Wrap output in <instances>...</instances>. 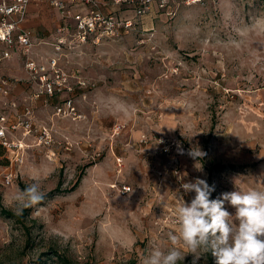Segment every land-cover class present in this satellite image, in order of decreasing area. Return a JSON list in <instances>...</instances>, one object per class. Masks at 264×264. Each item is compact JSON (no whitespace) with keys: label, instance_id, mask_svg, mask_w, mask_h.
<instances>
[{"label":"rangeland","instance_id":"374dc122","mask_svg":"<svg viewBox=\"0 0 264 264\" xmlns=\"http://www.w3.org/2000/svg\"><path fill=\"white\" fill-rule=\"evenodd\" d=\"M175 13L151 11L98 45L56 52L53 39L40 49L85 84L63 95L74 107L66 116L53 105L33 109L51 140H35L21 165L0 148V264H57L53 253L74 264H141L153 245L169 246L179 196H194L179 177L206 180L212 199L235 180L264 189V0ZM193 147L204 155L190 156ZM217 163L244 168L210 172ZM34 182L43 199L17 214L13 194ZM197 264L216 259L208 253Z\"/></svg>","mask_w":264,"mask_h":264},{"label":"built area","instance_id":"2783aa9c","mask_svg":"<svg viewBox=\"0 0 264 264\" xmlns=\"http://www.w3.org/2000/svg\"><path fill=\"white\" fill-rule=\"evenodd\" d=\"M40 0H0V64L8 59L15 50L19 51L23 68L31 82L36 85L32 94L33 100L43 98L46 105L48 99L57 98L55 114L64 115L74 110L72 99L63 97L72 93L69 74L59 66L56 55L38 54L34 52V42L29 30L22 27L27 7L31 2ZM52 9L58 11L62 21L56 29L60 36L56 39L54 50L68 43L75 45H98L104 39H114L132 29L138 18L155 11L162 13L167 19L176 14L178 6L204 5L214 0H46ZM14 80L0 76V148L8 155L10 163L21 165L24 162L26 149L38 142L51 140V130L34 122L33 108L25 105L18 110L10 99ZM78 80L77 85L84 86ZM21 131V138L16 136ZM25 137L33 138L26 143ZM12 173H6L2 182L8 185L12 181Z\"/></svg>","mask_w":264,"mask_h":264},{"label":"clouds","instance_id":"9594fccd","mask_svg":"<svg viewBox=\"0 0 264 264\" xmlns=\"http://www.w3.org/2000/svg\"><path fill=\"white\" fill-rule=\"evenodd\" d=\"M200 158L204 153L193 147L189 153ZM184 193H194L186 203L175 208L177 227L167 233L169 246L153 245L141 264H182L192 255V264L211 253L216 264H264V189L241 188L234 181V190L211 198L214 188L206 180L196 178L183 182ZM43 194L37 182L17 190L12 196L13 210H23L41 202ZM235 209L230 213L225 205Z\"/></svg>","mask_w":264,"mask_h":264},{"label":"crops","instance_id":"0c3cea01","mask_svg":"<svg viewBox=\"0 0 264 264\" xmlns=\"http://www.w3.org/2000/svg\"><path fill=\"white\" fill-rule=\"evenodd\" d=\"M61 23L62 21L59 15L55 14L54 9L48 5L46 0L31 2L28 5L22 27L29 30L32 34V39L35 44L34 52L36 56H38V54L45 53L44 51L41 52L40 49L42 47L52 45L53 42L51 40L54 39L56 41L57 37L60 36L57 34L56 29L61 25ZM2 47L3 46L0 44V49ZM6 60L7 63L10 62V66L7 65V63L6 65L1 63L0 70L6 68L7 72L3 73L1 71L0 76L8 77L14 80L11 87L10 99L16 103L18 110H21L25 105H31L33 109L44 106L42 104L43 98L38 100H33L32 98V94L36 90V85L30 81L28 75L26 74L23 68V62L21 67L18 66L17 60L22 61L19 51H13L10 57L4 61ZM11 71H14L15 73ZM69 76V84L73 87V92L74 88L78 91H82L83 87L77 85V79H81V76L75 74H69ZM55 104L56 103H53L52 99H48L45 106L53 105L55 107Z\"/></svg>","mask_w":264,"mask_h":264},{"label":"trees","instance_id":"16d2710c","mask_svg":"<svg viewBox=\"0 0 264 264\" xmlns=\"http://www.w3.org/2000/svg\"><path fill=\"white\" fill-rule=\"evenodd\" d=\"M2 149V148H1ZM244 168V166H237L233 165V164H222V163H217L214 164L213 166H211L210 168V172L212 171H224V170H231V171H238V169ZM79 177L77 178V180L75 181V183L73 184L72 187H75L78 183ZM52 255L56 256V262L57 264H74L73 262H71L69 259L65 258L64 256H59V255H55V253H53Z\"/></svg>","mask_w":264,"mask_h":264}]
</instances>
